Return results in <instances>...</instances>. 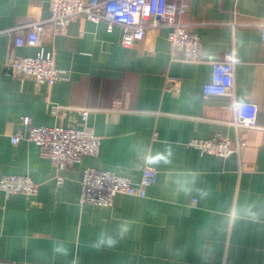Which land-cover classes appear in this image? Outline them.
Returning <instances> with one entry per match:
<instances>
[{"label":"crops","instance_id":"0c3cea01","mask_svg":"<svg viewBox=\"0 0 264 264\" xmlns=\"http://www.w3.org/2000/svg\"><path fill=\"white\" fill-rule=\"evenodd\" d=\"M185 1L182 19L201 40L193 60H171L165 27L124 47L119 26L81 18L41 39L67 71L51 85L5 72L9 57L39 48L0 33V177L39 184L31 198L0 191V264H264V0ZM47 4L0 0V30L48 16ZM227 53L235 98L254 106V128H234L226 97L202 95L212 63ZM166 75L179 79L178 92L166 90ZM79 108L101 138L98 154L79 164L58 170L34 143L10 140L24 116L34 126L77 127ZM196 138H228L238 150L201 156L188 146ZM148 158L158 173L146 197L79 205L85 168L137 183ZM102 234L117 243L101 244Z\"/></svg>","mask_w":264,"mask_h":264},{"label":"built area","instance_id":"2783aa9c","mask_svg":"<svg viewBox=\"0 0 264 264\" xmlns=\"http://www.w3.org/2000/svg\"><path fill=\"white\" fill-rule=\"evenodd\" d=\"M47 8L49 14L46 17L35 13L27 24L0 30V33L12 36L15 46L39 48L33 56L9 57L4 67L6 73L19 79L30 77L39 84L48 85L66 78L67 71L55 66L54 53L42 48L41 39L48 31L51 36L65 34L68 25L81 18L95 23L106 22L109 30L113 25L119 26L124 47H131L142 40L150 29L165 27L173 61L193 60L201 49L200 37L182 19L188 8L185 0H48ZM234 65L231 53L212 63L211 79L202 89L204 98L226 97L232 105L236 100ZM165 84L166 90L179 91L178 78L166 75ZM59 109L52 106L53 113ZM78 110L81 124L77 127L34 126L30 118L24 116L10 140L13 144L21 141L34 143L58 170L79 164L83 156L98 154L101 138L87 124L89 109ZM254 117V106L247 104L240 115L233 113L232 125L235 129L254 128ZM188 146L195 148L201 156L220 158H226L238 150L237 144L228 138H196L188 142ZM157 164V159L148 158L137 183L109 170L85 168L80 181L79 205L107 208L118 194L146 197L148 188L156 181ZM56 183H62L60 178ZM38 190L39 184L28 176L7 174L0 177V191L6 196L24 195L31 198L37 195Z\"/></svg>","mask_w":264,"mask_h":264},{"label":"clouds","instance_id":"9594fccd","mask_svg":"<svg viewBox=\"0 0 264 264\" xmlns=\"http://www.w3.org/2000/svg\"><path fill=\"white\" fill-rule=\"evenodd\" d=\"M247 107V103L243 100V98H237L231 105V109L233 111V113L240 115L243 111V109H245ZM101 244H107L109 247L114 246L117 241L112 239L111 237H108L107 239L103 238V234L101 237ZM56 251L58 252H64L66 254V250L63 248H57Z\"/></svg>","mask_w":264,"mask_h":264}]
</instances>
